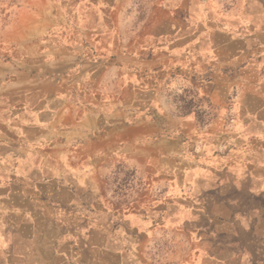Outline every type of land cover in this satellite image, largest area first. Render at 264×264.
<instances>
[{
  "label": "crops",
  "instance_id": "obj_1",
  "mask_svg": "<svg viewBox=\"0 0 264 264\" xmlns=\"http://www.w3.org/2000/svg\"><path fill=\"white\" fill-rule=\"evenodd\" d=\"M170 5L124 47L117 33L44 37L53 22L38 20L13 42L0 63V264H167L153 249L170 238L173 264H264V0ZM184 75L222 108L203 130L170 103ZM121 166L164 194L112 208Z\"/></svg>",
  "mask_w": 264,
  "mask_h": 264
},
{
  "label": "rangeland",
  "instance_id": "obj_2",
  "mask_svg": "<svg viewBox=\"0 0 264 264\" xmlns=\"http://www.w3.org/2000/svg\"><path fill=\"white\" fill-rule=\"evenodd\" d=\"M171 2L172 0H0V63L11 62L12 52L17 46L13 42L31 32L34 20L53 22L52 30L44 37L82 30L98 31L110 36L117 33V46L124 47L126 33L130 35L139 32L148 15L170 13ZM180 14L182 18L183 12L180 11ZM166 78L169 79V76ZM179 78L180 85L169 92L170 103L178 113L183 116L194 114L195 122L202 130L218 121L221 106L205 100L198 90L188 87L183 81L187 79L185 75ZM226 108L224 106L223 109ZM225 121L231 122L228 119ZM108 179L106 201L112 208L133 210L146 200H157L166 189L165 186H158L157 181L148 175L142 177L139 170L131 167L113 169ZM172 244L173 240L170 238L168 242L153 249L154 255L164 257L167 264H173L169 259L173 253Z\"/></svg>",
  "mask_w": 264,
  "mask_h": 264
}]
</instances>
